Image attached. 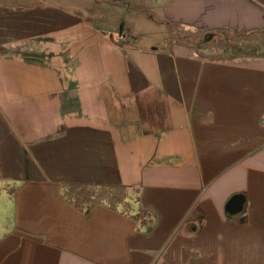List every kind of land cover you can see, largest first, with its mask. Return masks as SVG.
I'll return each mask as SVG.
<instances>
[{"label":"crops","instance_id":"0c3cea01","mask_svg":"<svg viewBox=\"0 0 264 264\" xmlns=\"http://www.w3.org/2000/svg\"><path fill=\"white\" fill-rule=\"evenodd\" d=\"M260 29L264 0H0V264H264V54L179 38Z\"/></svg>","mask_w":264,"mask_h":264},{"label":"rangeland","instance_id":"374dc122","mask_svg":"<svg viewBox=\"0 0 264 264\" xmlns=\"http://www.w3.org/2000/svg\"><path fill=\"white\" fill-rule=\"evenodd\" d=\"M192 44L200 54L218 58L236 55L264 54V29L254 32H215L206 39L203 34L182 33L179 36ZM65 196L79 208H88L95 204L106 203L113 208L129 209L127 199L133 197L131 191L123 188H98L72 185L65 188ZM135 211L138 209L135 207ZM146 213L139 210L138 215Z\"/></svg>","mask_w":264,"mask_h":264},{"label":"water","instance_id":"95a60500","mask_svg":"<svg viewBox=\"0 0 264 264\" xmlns=\"http://www.w3.org/2000/svg\"><path fill=\"white\" fill-rule=\"evenodd\" d=\"M211 34L205 36L206 39L210 38ZM244 199L241 196L232 197L226 204L225 210L229 215H235L243 209Z\"/></svg>","mask_w":264,"mask_h":264},{"label":"built area","instance_id":"2783aa9c","mask_svg":"<svg viewBox=\"0 0 264 264\" xmlns=\"http://www.w3.org/2000/svg\"><path fill=\"white\" fill-rule=\"evenodd\" d=\"M128 35H126L125 33H122V32H118L116 33L115 35V38L118 40V41H124V40H127L128 39Z\"/></svg>","mask_w":264,"mask_h":264}]
</instances>
